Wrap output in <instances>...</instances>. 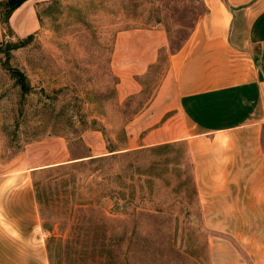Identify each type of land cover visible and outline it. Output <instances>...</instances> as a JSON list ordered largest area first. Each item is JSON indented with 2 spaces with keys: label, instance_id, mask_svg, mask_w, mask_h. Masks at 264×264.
Returning a JSON list of instances; mask_svg holds the SVG:
<instances>
[{
  "label": "rangeland",
  "instance_id": "rangeland-1",
  "mask_svg": "<svg viewBox=\"0 0 264 264\" xmlns=\"http://www.w3.org/2000/svg\"><path fill=\"white\" fill-rule=\"evenodd\" d=\"M4 1L3 155L60 136L69 146V161L35 175L53 264H213L186 143L79 158L88 153L85 130L121 148L169 68L170 51L161 49L145 75L119 77L111 65L119 32L158 25L175 50L204 12L202 0H26L8 25ZM10 66L26 74L28 92ZM128 81L140 91L127 94Z\"/></svg>",
  "mask_w": 264,
  "mask_h": 264
},
{
  "label": "crops",
  "instance_id": "crops-1",
  "mask_svg": "<svg viewBox=\"0 0 264 264\" xmlns=\"http://www.w3.org/2000/svg\"><path fill=\"white\" fill-rule=\"evenodd\" d=\"M202 2L175 50L158 25L119 32L111 56L119 77L145 75L161 49L169 68L127 124L125 144L109 150L97 129L85 130L79 158L186 143L212 263L264 264V0ZM127 84V94L140 91ZM68 156L60 136L4 157L0 136V264H51L35 175Z\"/></svg>",
  "mask_w": 264,
  "mask_h": 264
},
{
  "label": "trees",
  "instance_id": "trees-1",
  "mask_svg": "<svg viewBox=\"0 0 264 264\" xmlns=\"http://www.w3.org/2000/svg\"><path fill=\"white\" fill-rule=\"evenodd\" d=\"M25 1L26 0H5L4 2H1V4L4 7L3 13H2V20L6 25H8L7 23H8L10 16L12 15V13L17 8H19ZM16 45H18V44H16ZM8 68L11 72V75L20 84L23 92H28L31 88V85L29 83V80H28V77L26 76V74L16 67L10 66ZM35 185H36V182H35ZM53 240H54V237L51 236L47 242L51 264H53V255H52L53 252H52V244H51V242Z\"/></svg>",
  "mask_w": 264,
  "mask_h": 264
}]
</instances>
